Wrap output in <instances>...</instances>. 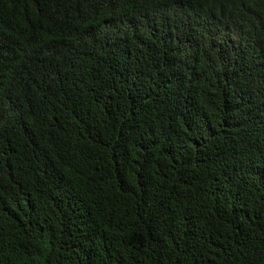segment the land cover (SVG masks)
<instances>
[{
    "label": "trees",
    "instance_id": "obj_1",
    "mask_svg": "<svg viewBox=\"0 0 264 264\" xmlns=\"http://www.w3.org/2000/svg\"><path fill=\"white\" fill-rule=\"evenodd\" d=\"M0 264H264V0H0Z\"/></svg>",
    "mask_w": 264,
    "mask_h": 264
}]
</instances>
